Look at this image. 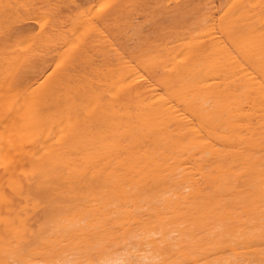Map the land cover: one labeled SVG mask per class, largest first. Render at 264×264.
Wrapping results in <instances>:
<instances>
[{
  "label": "bare ground",
  "instance_id": "obj_1",
  "mask_svg": "<svg viewBox=\"0 0 264 264\" xmlns=\"http://www.w3.org/2000/svg\"><path fill=\"white\" fill-rule=\"evenodd\" d=\"M0 264H264V0H0Z\"/></svg>",
  "mask_w": 264,
  "mask_h": 264
}]
</instances>
